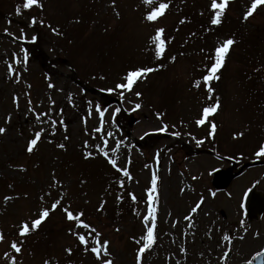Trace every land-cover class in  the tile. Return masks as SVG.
Listing matches in <instances>:
<instances>
[{
	"label": "rangeland",
	"instance_id": "rangeland-1",
	"mask_svg": "<svg viewBox=\"0 0 264 264\" xmlns=\"http://www.w3.org/2000/svg\"><path fill=\"white\" fill-rule=\"evenodd\" d=\"M229 1L228 17L239 21L240 28L235 34L231 29L219 27L206 39L207 48L203 47L205 29L202 25L211 24V0H170L169 9L156 23L146 21L144 16L158 0H154L153 5H145L142 0H115V8L112 0H44L41 10L35 6L23 9L24 0H0V127L7 129L0 135V230L5 235V240L0 242V264H10L4 253L12 251L13 240L23 241L22 253H12L17 255L18 264H45L46 260L50 264H64L68 255L66 249L77 248L76 236L69 229L87 232L74 228V223L60 230V211L69 198L86 202L82 205L84 209L91 204L99 206L91 223L102 233V239L111 241L109 258L114 264H137L129 238L140 239L145 235L143 216L154 171L159 177L157 241L144 254L143 264H246L252 254L264 247V219L248 225L238 204L255 180L264 190V157L255 156L264 137L260 124H264V64L261 65L264 5L245 20L252 0ZM18 6L20 13L16 11ZM33 17L38 21L35 25L31 23ZM40 20L44 23L40 24ZM182 20L184 25L180 24ZM221 20L220 25L224 24V16ZM156 27H164L166 36L171 38L166 51L169 61L156 60L149 44ZM52 28H57L61 34L57 35ZM260 32L262 37L253 38ZM34 36L41 38V42L32 47L35 58L28 46L36 42L32 40ZM243 36L252 40L244 44L240 40ZM229 38L234 39L235 44L220 71L221 79L212 82L214 96H219L222 109L214 117L217 131L210 136V125L196 123L202 109L213 102L207 99L208 92L201 78L205 66L211 63L209 57ZM255 41V52H250L248 45ZM25 49L28 50L26 64L23 62ZM66 50L70 52L69 59L75 62L77 77L87 86L73 82L75 71L71 66L60 65L67 59L74 66ZM172 56L177 58L174 63L170 60ZM58 60L60 62H55ZM252 60L254 69L248 66ZM160 64L164 67L137 81L143 94L140 97L125 92L121 98L119 90H97L120 82L131 69L157 68ZM9 65L13 71L9 70ZM161 69L166 71L160 73ZM246 69L258 71L257 76L246 75ZM44 70L47 73H43ZM197 80H201L200 88L194 86ZM49 83L54 87L49 88ZM29 94L37 112H49L57 121L63 119L67 130L58 123L55 135H51L53 129L47 118L45 123L37 124L35 115L28 111ZM17 96L19 108L14 103ZM114 99H118L119 104L111 102ZM137 103L142 105L140 109H135ZM98 105L105 111L104 132H112L116 139L123 141L118 163L131 173L132 178L127 182L108 174L98 163L81 158L87 151H95L93 145L102 143V135L94 131L100 126ZM116 108L124 112L118 121ZM157 113H162L163 118ZM9 115L11 122H8ZM126 116L129 121L135 119L132 126L127 124ZM165 123L167 132L158 131ZM41 127L46 129L45 135L29 154L27 142L33 138L34 130ZM175 132H179L180 137L174 135ZM240 132L244 135L234 138ZM197 140L203 143L197 144ZM113 143L109 139V144ZM59 144L68 147L61 149ZM231 160L239 164L255 161L262 164L248 168L226 193H217L211 184L212 170L229 168ZM54 178L62 187H50ZM118 179L124 180L123 188L117 183ZM213 191L215 197L211 195ZM61 193L64 199L60 211L53 213L43 227L50 228L58 220L57 233L52 230V237L20 238L21 223L36 219L39 211L50 208ZM130 193L142 199L138 207H132L128 199ZM118 195L123 196L122 201L117 200ZM5 196L13 199L5 204ZM201 196L204 203L196 213H191ZM70 205L76 207L74 203ZM187 215L193 216L192 228L188 227L190 221L184 219ZM242 219L246 234L240 226ZM224 234L236 238L229 245L223 240ZM241 235L242 240L238 238ZM229 247L231 257L225 260L223 254ZM74 253L71 259L80 257L78 250ZM83 256L85 258L77 259L75 264H99L91 252Z\"/></svg>",
	"mask_w": 264,
	"mask_h": 264
},
{
	"label": "snow or ice",
	"instance_id": "snow-or-ice-1",
	"mask_svg": "<svg viewBox=\"0 0 264 264\" xmlns=\"http://www.w3.org/2000/svg\"><path fill=\"white\" fill-rule=\"evenodd\" d=\"M142 2L145 5H153L154 0H142ZM229 0H211L210 4V10L213 13L211 17V24L212 25H219L222 20V16L228 7ZM112 5L115 8V0H112ZM261 5H264V0H252L251 6L247 10V12L244 15V19L247 20L250 16H252L257 8ZM38 7L40 9H43L44 5L42 0H24L22 4L23 9H32L33 7ZM170 7V0H158V3L155 7L151 8L150 11H148L144 19L151 23H156L162 16H164L167 9ZM17 13L21 12V7L18 6L16 9ZM116 15L119 16V12H116ZM37 19L35 17L32 18L31 23L35 25L37 23ZM40 24H43L44 21L40 20ZM181 23H184L182 20ZM51 27V25H49ZM52 31L56 33L57 35H60L61 33L57 28H52ZM36 37H32V40L35 41ZM171 42V38L166 36V29L164 27H156L154 29V34L149 37V44L152 46V50L154 52V56L156 60H163L165 58V54L167 51L168 44ZM235 44V40L232 38H229L225 40L221 45L217 46L214 50V55L210 56L209 59L211 60V63L207 66H205V73L202 76L201 80L203 82V86L206 87L208 92V100L213 101L211 104L205 106L202 109V114L200 118L196 121L197 125L203 126L205 123H208L210 125V136H214L217 131V124L214 120L215 115L218 113V111L221 108V101L219 99V96H214L215 94V88L212 85L213 81H219L221 79L220 71L224 67L226 58L229 55L232 46ZM176 56L170 57L171 62L176 61ZM28 61V50H24V58L23 62L26 64ZM19 62V61H17ZM164 65L160 64L157 68L153 67H140L131 69L126 72V74L122 77L121 81L118 82L114 88L107 89L108 92L113 91H120L121 98H123L125 92H132L137 81L143 78H146L149 73H152L153 71L159 70V68H163ZM9 70L13 71L12 66L9 65ZM201 80L195 81L194 86L197 88L201 87ZM17 82H19V78H17ZM29 88L31 85L28 86ZM49 88L54 87L51 83L48 85ZM135 95L137 97H140L142 93L136 92ZM14 103L16 104V107L19 108V97H14ZM52 105L55 104V101H51ZM28 111L30 113H33L35 115V120L37 124H43L45 123V118H47V121L50 123L51 128L53 131L51 132V135H55V129L57 127V124L63 126L65 128V131L67 130V125L65 124L63 119H60L57 121L53 116L50 115L49 112H37L34 107H32V101L29 94L28 99ZM89 105H91V101H89ZM142 105L140 103L135 104V109H140ZM97 111L99 112L100 116V126L97 127L94 131L97 134L102 135V143L93 145V148L95 151H87L84 156L85 159L94 158L97 154L101 155L109 165L117 173L122 174L124 177H127L128 179H131V173L126 167H122L118 163L119 153L121 151V145L123 144V141L116 139L115 134L112 132H104L103 129V123H104V115L105 111L101 110L99 105L97 106ZM62 112V110H61ZM120 108L115 109V113H119ZM92 114L91 107L89 108V115ZM157 116L160 117L161 114L157 113ZM113 119H115V114L113 115ZM8 122H11V115L8 117ZM87 121L85 120V124ZM168 125L165 123L158 131L161 132H167ZM7 131L6 128L0 127V135L4 134ZM46 132V129L41 127L39 130H34L33 138H31L27 142L26 151L31 154L34 152V150L38 147V144L41 142L42 137H44ZM174 135L179 136V132H175ZM244 135L243 132L235 134V137H242ZM67 139V137H65ZM109 139H112L114 141L113 144H109ZM203 143L202 140H197V144ZM86 148L88 147L87 142H85L84 145ZM58 147L61 149H65L66 146L64 144H59ZM255 156L257 158L264 157V143L260 144L258 147V150L255 152ZM159 157V154H157V159ZM223 158V157H221ZM231 159V157H229ZM130 163V159L127 161ZM21 170H23V166H21ZM213 172L218 171L217 169H213ZM193 179H196V177H193ZM158 180L159 177L157 173L154 171L152 173L150 187L147 189V210L146 215L143 216V223L145 225V235H143L140 239H136L133 237V240L139 247L137 248V264H143V257L146 252L151 250L153 248V245L156 244L157 241V204L159 199V192H158ZM117 183L121 188L124 187V180H117ZM259 181L256 182L258 184ZM254 184L252 187L254 188L256 186ZM62 187V183L59 182L54 178L53 184L50 185V187ZM252 192V188H249L245 192V198L248 197V194ZM50 195L51 193H47ZM213 197L216 196V192L213 191L211 193ZM229 195H231L229 193ZM12 196H5L4 201L5 204L9 200H12ZM41 200L44 199L43 196L40 197ZM64 199V194L61 193L60 197L56 199L52 204L50 208L44 207L39 211L38 217L36 219H33L31 221H23L18 229V235L20 238H25L28 235H30L32 232L39 229L41 224L49 217L50 213L52 211H55L58 207H60L61 202ZM123 196L118 195L117 200L122 201ZM131 199L133 202L136 201L137 197L132 194ZM105 202H102L100 205V209H103ZM204 203V197L201 196L199 201L195 204L194 207L191 209V213H196L200 208L201 205ZM241 207H244V204H241ZM99 210V209H98ZM64 213L66 214V217L69 221L74 222L75 228L77 229H85L87 232H81V231H75L73 232L72 229H69L70 233L76 236L78 239L80 245L83 246V251L85 253L91 252L94 254L97 261H99V264H114V260L109 258L111 257V252L109 250V245L111 243L110 240L102 239V233L94 227L90 222H87L85 217L84 211L80 210L77 212H73L71 210V205L68 204L66 207L63 208ZM185 220L190 221L188 224L189 228L194 227V224L192 223L193 216L187 215L184 217ZM178 223V221H177ZM175 226V225H173ZM240 226L244 228L245 234L247 233V228L244 227V220H241ZM119 231V228L116 229ZM258 236L259 233H256ZM236 237H232L229 234H224L223 240L228 241L229 245L231 244L232 240ZM239 239H244V236L241 235L238 237ZM5 240V235L2 230H0V242H3ZM11 252H5L4 258L10 261V264H18L17 255H13L12 253L21 254L22 248H23V241L22 240H13L10 243ZM69 255L72 253V249L68 248L66 249ZM182 251H186V249H182ZM231 252V247L228 248V250L223 254V259L227 260L229 258V253ZM257 256L262 257L260 264H264V252L257 253ZM45 264H50V261L46 260ZM58 264V262H57ZM247 264H253L252 260H249Z\"/></svg>",
	"mask_w": 264,
	"mask_h": 264
},
{
	"label": "water",
	"instance_id": "water-1",
	"mask_svg": "<svg viewBox=\"0 0 264 264\" xmlns=\"http://www.w3.org/2000/svg\"><path fill=\"white\" fill-rule=\"evenodd\" d=\"M220 176L225 178L219 180L217 177ZM233 178L235 176H227L226 172H218L215 175L214 184L217 188L224 189ZM246 207L249 220L258 219L264 213V193L253 191L247 199Z\"/></svg>",
	"mask_w": 264,
	"mask_h": 264
},
{
	"label": "trees",
	"instance_id": "trees-1",
	"mask_svg": "<svg viewBox=\"0 0 264 264\" xmlns=\"http://www.w3.org/2000/svg\"><path fill=\"white\" fill-rule=\"evenodd\" d=\"M205 27H207L206 25H205ZM208 28V27H207Z\"/></svg>",
	"mask_w": 264,
	"mask_h": 264
}]
</instances>
